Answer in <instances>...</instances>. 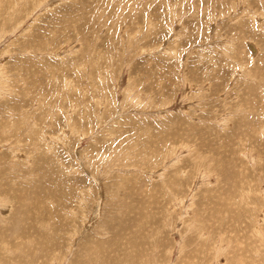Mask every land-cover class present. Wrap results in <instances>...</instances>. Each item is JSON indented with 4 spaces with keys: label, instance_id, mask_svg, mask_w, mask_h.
Here are the masks:
<instances>
[{
    "label": "rangeland",
    "instance_id": "obj_1",
    "mask_svg": "<svg viewBox=\"0 0 264 264\" xmlns=\"http://www.w3.org/2000/svg\"><path fill=\"white\" fill-rule=\"evenodd\" d=\"M0 264H264V0H0Z\"/></svg>",
    "mask_w": 264,
    "mask_h": 264
},
{
    "label": "bare ground",
    "instance_id": "obj_2",
    "mask_svg": "<svg viewBox=\"0 0 264 264\" xmlns=\"http://www.w3.org/2000/svg\"><path fill=\"white\" fill-rule=\"evenodd\" d=\"M250 46L252 47V44H251ZM251 47H250V48H251ZM252 48H253V47H252ZM253 49H254V51H255V48H253Z\"/></svg>",
    "mask_w": 264,
    "mask_h": 264
}]
</instances>
